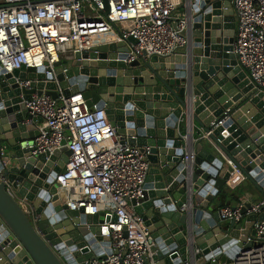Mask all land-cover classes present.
I'll use <instances>...</instances> for the list:
<instances>
[{
    "label": "water",
    "instance_id": "1",
    "mask_svg": "<svg viewBox=\"0 0 264 264\" xmlns=\"http://www.w3.org/2000/svg\"><path fill=\"white\" fill-rule=\"evenodd\" d=\"M184 14L187 44L177 54L126 63L128 46L135 43L128 38L69 54L54 65L64 93H81L88 107L104 109L120 142L128 136L146 155L143 197L130 203L154 239L157 264H211V254L234 243L241 224L219 220L211 203L226 190L234 169L264 196V93L231 54V0H187ZM116 27L129 31L131 25ZM50 78L31 68L0 70V170L7 159L3 179L12 191L11 196L0 181L1 264H82L110 253L101 237L107 230L99 225L114 218L70 211L57 195L53 181L65 171L66 142L51 154L33 155L28 148L38 131L26 123L24 102L32 94L55 98L54 84L44 83ZM17 80H30L29 89ZM194 129L209 133L212 152L203 140L192 145ZM190 145L194 160L182 163ZM255 219L246 217L243 234ZM237 249L231 247L220 261L227 257L229 263Z\"/></svg>",
    "mask_w": 264,
    "mask_h": 264
},
{
    "label": "built area",
    "instance_id": "2",
    "mask_svg": "<svg viewBox=\"0 0 264 264\" xmlns=\"http://www.w3.org/2000/svg\"><path fill=\"white\" fill-rule=\"evenodd\" d=\"M182 1L0 0V70L9 74L22 67L43 70L46 77H51L44 83L55 86V98L44 93L32 94L30 100L24 102L30 117L26 123L35 125L38 131L28 148L33 155L51 154L66 142L70 156L65 171L53 181L60 202L70 211L82 209L84 216L102 213L114 218L99 225L107 230L101 237L109 243L110 253L82 264H157L152 251L156 246L154 239L130 203L143 197L149 164L139 146L128 143V136L120 142L121 136L104 109L88 107L81 93H64L56 80L54 65L69 54L86 53L100 45L128 38L135 43L128 46L126 63L177 54L187 44L183 34L185 14L176 12ZM186 4L187 0L184 6ZM231 4L236 29L231 54L247 72L254 89L264 93V0H231ZM127 21L131 25L129 31L116 27L117 23ZM17 83L20 88L29 89L31 81L17 80ZM208 135L198 137L193 143L207 140ZM194 157L193 152L185 154L182 163L193 162ZM7 163V159L1 160L0 181L12 196L3 179ZM246 204L249 208L242 212ZM21 205L27 214L26 206ZM185 209L184 204L180 211ZM216 213L219 220L233 222L234 226L240 223L241 227L238 236L231 238L234 243L220 249L216 255L211 254L209 262L264 264V220L257 218L259 214L264 215V199L239 201L234 207L218 208ZM250 215L256 219L248 233L243 234L242 222L245 224ZM234 246L238 249L229 263H226L227 257L221 262L219 258ZM198 253L195 249L194 254Z\"/></svg>",
    "mask_w": 264,
    "mask_h": 264
},
{
    "label": "crops",
    "instance_id": "3",
    "mask_svg": "<svg viewBox=\"0 0 264 264\" xmlns=\"http://www.w3.org/2000/svg\"><path fill=\"white\" fill-rule=\"evenodd\" d=\"M184 4H185V0H183L181 2V4L176 8L177 14H183L184 13ZM235 32H236V29L234 30V36H235ZM198 135H201V137H202L204 134L199 129H194L193 130V140H196ZM193 140H192V145L194 144V146H195V143H193ZM202 140L203 141H201V142H202L203 148H205V149L207 148L209 152H212L213 148H212L211 144L208 143V140H206V139H202ZM192 145L188 146V148H187L189 150V153L193 152ZM224 188L228 191H233V192L236 191L237 192L236 196H235V198L227 196L223 199L222 197H220V193L223 191L219 192L213 198V200L211 202L215 206L216 210L220 207H223V206L234 207L237 205V203L239 201L257 202V201H260L261 199H264V196L261 195L258 191H256L249 183L244 181V179H242L240 174L237 172L234 173V176L232 177L231 180H229L226 183V186ZM233 201H235V202H233ZM233 203H235V204H233Z\"/></svg>",
    "mask_w": 264,
    "mask_h": 264
},
{
    "label": "trees",
    "instance_id": "4",
    "mask_svg": "<svg viewBox=\"0 0 264 264\" xmlns=\"http://www.w3.org/2000/svg\"><path fill=\"white\" fill-rule=\"evenodd\" d=\"M227 191V192H226ZM236 191L235 192H233V191H228V190H225L224 192H221L220 193V197H222L223 199L225 198V197H233V198H235V196H236ZM223 206V205H222Z\"/></svg>",
    "mask_w": 264,
    "mask_h": 264
},
{
    "label": "rangeland",
    "instance_id": "5",
    "mask_svg": "<svg viewBox=\"0 0 264 264\" xmlns=\"http://www.w3.org/2000/svg\"><path fill=\"white\" fill-rule=\"evenodd\" d=\"M233 202H235V201H233ZM233 204H235V203H233ZM242 224H244V222H242Z\"/></svg>",
    "mask_w": 264,
    "mask_h": 264
}]
</instances>
